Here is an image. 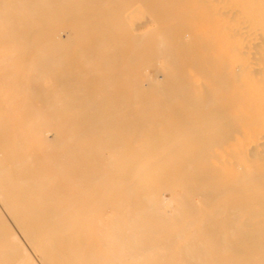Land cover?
Wrapping results in <instances>:
<instances>
[{
	"label": "bare ground",
	"instance_id": "obj_1",
	"mask_svg": "<svg viewBox=\"0 0 264 264\" xmlns=\"http://www.w3.org/2000/svg\"><path fill=\"white\" fill-rule=\"evenodd\" d=\"M111 1L113 27L122 30L118 12L129 6ZM159 1L150 0L153 9ZM103 2L0 0V264H264V0H193L188 13L197 14L188 18L176 13L185 8L167 4L175 7L167 15L176 9L179 16L178 40L167 33L174 21L163 22L156 6L160 34L155 27L152 37L130 30L132 40L122 30L135 43L128 40L129 50L123 37L131 72L120 60L121 69L112 63L118 48L102 30ZM75 15L80 29L69 24ZM97 16L95 37L90 20ZM69 27L76 32L64 37ZM193 28L204 39L194 37L197 48L185 42ZM69 49L76 60L85 58L82 76L89 70L101 77L90 78L102 82L98 94L74 84ZM137 59L148 60L139 62L144 68L153 62L154 79L139 80L146 69ZM80 65L74 71L81 74ZM107 70L126 76L129 86L117 78L120 85L112 84ZM94 172L110 182L103 179L105 192ZM88 183L103 196L90 199ZM108 204L111 221L104 223L100 212Z\"/></svg>",
	"mask_w": 264,
	"mask_h": 264
},
{
	"label": "rangeland",
	"instance_id": "obj_2",
	"mask_svg": "<svg viewBox=\"0 0 264 264\" xmlns=\"http://www.w3.org/2000/svg\"><path fill=\"white\" fill-rule=\"evenodd\" d=\"M105 1H106L105 3L103 2V4H104V9H105V7H106V10H107V9H108V10L106 11V10H104V9H101V10H104V12L98 11L99 14H100V13H103V14H101V16L103 17V19H102V17L100 18V16H97V17H98V21H95V23H94V20L91 19V20H90L91 25H94V27H95V24H96V22H97V24L99 25V27H102V26H100L101 23H100V24L98 23L99 20L102 19V20H101L102 23H105L103 26H105L104 28L107 29V30L105 31L104 28L102 27V30L104 31V33H105V32H108V33H109L108 36H111L110 38H112V40L109 41V40L107 39V40H105V42H107V41H109V42L113 41V43H114V48H118V49H117L118 51L112 52V53H114V55L117 57L115 63L112 62L113 65L115 64V67L118 68V67L116 66V62H117V60H118V61L120 60L121 62H123V64H125V65H124L125 68H126V66L128 65V67H129V69H130V70H129L130 72H131V70H133L134 62H133V60L130 58V56L132 55V52L130 53L129 50H130L132 44H131V42H129V41H132V40H133V37L130 36V35H132V34L128 35V34H129V31L132 30L131 32H136V33H142V32H145V31L148 33V31H149V33H150L149 35L151 36V35H152L151 32L153 33V31H154V30H153V29H154L153 27H155V31H156V33H155V31H154V33H155V34H158L159 32L161 33V31H158V29L160 30L159 27H161V26H160V25H159V27L157 26V25H158L157 22H159V21H157V20L159 19V15L154 14V12H153L154 10H156V6H157V9L159 10V11L156 10V12L160 14V17H161V18H164V19H165V20L163 19V22H165V21H166V22H172V21H174V22H172V23H169V25H170V29H171V26H172L173 30L171 29L170 31H167V33L170 32V34L172 33L171 35H173L174 33H176V34H174V35H175V39L177 38L176 40H178L179 37H180V35L178 36V33H179V31H180V28H179V27H173L174 23L177 21V17H179L180 15H182V16H184L185 18H188L189 16H195V15L197 14V13H195V12H193V11H190V13H188V12H189L188 6H190V8H192L193 5H194V4H193V0H191L192 3L190 2V0H189L188 3H186L188 0H187L186 2H185V0H182V4H183V2H184L185 6H186L187 8H186L185 6L180 5L181 3L178 2V0H177V3H176V0H168V3H167V0H166V1L164 0L163 3L161 2L162 0H160L159 3H154V8H155V9H153V7L151 6L153 3L151 4V3H150V0L148 1V3H147V0L144 1L145 4L147 3L146 6L143 5V4H144L143 0H139V2H138L137 0H123L122 3H125V2L127 1L125 4H127V5L129 6V8H127L126 10H124V7L120 6V7H122L123 11H122L121 14L118 12V15H120L119 17L121 18V24L124 26V29H122V30H126V29H127V30H126V31H128L127 35H128V37L130 36L131 39H132V40H131V39L129 40L130 37L126 39V37H125V33H124V35H123V34H122V30H120V29L123 28V27L120 26V29L117 28V27H115V26L113 27V25H114L113 23H115V22H114V21H115L114 17H116V16H115L114 9H113V8L115 7V4H114L113 1H111V0H105ZM120 1H122V0H120ZM140 1H142L143 4H141ZM153 1H154V0H153ZM112 3H113V4H112ZM122 3H121V4H122ZM137 3H138V6H137ZM125 4H124V6H127V5H125ZM155 4H156V5H155ZM157 4H158V5H157ZM167 4H171V5L174 4V6L176 7V9H179V8H183V9H184V8H185V10L187 11L188 14H187V13H184L183 11H181V12H180V11H179V12H176V9H174V10H171V11H174V12H172V14L169 16V15H167V14L169 13V9H170V8H168V7L170 6V7H172V9L175 8V7H173V6H171V5L168 6ZM191 4H192V6H191ZM122 5H123V4H122ZM148 5H150V6H148ZM160 5H161L162 7H160ZM187 5H188V6H187ZM99 6H100V7L102 6V8H103V5H99ZM117 6H118V5H117ZM128 6H127V7H128ZM143 6H144V7H143ZM97 7H98V6H97ZM100 7H98V8H100ZM118 7H119V6H118ZM120 7H119V8H120ZM145 7L147 8V10H151V9H152V10L147 12V10L145 9ZM148 7H150V8H148ZM151 7H152V8H151ZM98 8H97V10H99ZM161 9H163V10L166 11L165 13L163 12V13H164L163 17L161 16V14H163L162 11H161ZM119 10H121V8H120ZM119 10H118V11H119ZM131 10H132V11H131ZM133 10H134V11H133ZM94 11H95V13L97 14V11H96V10H94ZM129 11H130V12H129ZM167 11H168V13H167ZM171 11H170V12H171ZM186 11H185V12H186ZM92 12H93V11H92ZM149 12H150L151 14H152V12H153L154 16H152V17H155V20H154V18L151 17V15L149 14ZM156 12H155V13H156ZM160 12H161V13H160ZM175 12L178 13L179 16H177V14H176ZM93 13H94V12H93ZM173 13L176 15V16L174 15V16L176 17V19H175L174 16L171 17V16L173 15ZM193 13H195V15H194ZM96 14H95V15H96ZM99 14H97V15H99ZM153 14H152V15H153ZM169 14H170V13H169ZM95 15H93V16L95 17ZM122 15H123V16H122ZM113 16H114V17H113ZM129 16H130V18H129ZM166 16H168V17H170V18L168 19V17H167V19H166V18H165ZM107 17H108V20L105 19V18H107ZM99 18H100V19H99ZM128 18H129V19H128ZM150 18H151V19H150ZM127 19H128V21H127ZM156 19H157V20H156ZM96 20H97V18H96ZM104 20H106L107 22L104 21ZM167 20H168V21H167ZM175 20H176V21H175ZM74 21H76V24H75L76 26H75V25H74V26H75V27H79V29H80V24H79V23H81L82 21H79V17H78L77 15H75V16L69 18V24H70V26L73 25ZM156 21H157V22H156ZM160 21L162 22L161 19H160ZM163 22H162V23H163ZM87 23H88V22L86 21V25H87ZM162 23H161V24H162ZM81 24H82V23H81ZM97 24H96V27H97ZM107 24H108V25H107ZM154 24H155V25H154ZM159 24H160V22H159ZM166 24H167V23H166ZM77 25H78V26H77ZM83 25L85 26V23H84ZM101 25H102V24H101ZM128 25H129V26H128ZM74 26H73L72 28H74ZM92 27H93V26L90 27V29H91V36H92V33L94 32L93 29H95V30L98 29V31H101V29L99 30V27H97V28H96V27H95V28L93 27V29H92ZM81 28H82V27H81ZM84 28H85V27H84ZM128 28H130V29L128 30ZM174 28H175L176 30L178 29L177 32H175L176 30H175ZM195 28H196V27H195ZM195 28H193V32H194L193 34H194V35H193V34L190 35V32H192V31H191L192 28L190 29V31H189V29H188V30H185V31H187V35L184 36V37H186L187 40L185 41L184 38H183V40H184L186 43L188 42V40L191 41V43L189 42V45H187V47H189V48H190V46H192V45H193V46L195 45L194 47L197 48L196 46H198V42H199V41H204V39H202L201 37L199 38V36H195V35H196V34H195ZM70 29H71V27H69V28L66 29V31L64 32V37H65V36L73 37V35L75 34V33H73V32H76V31H73V30H72V31H73V32H72ZM75 29H76V28H74V30H75ZM82 30H83V29H82ZM144 30H145V31H144ZM174 30H175V31H174ZM98 31L96 30V33H97V34L94 35L95 37L98 35ZM120 31H121V32H120ZM126 31H125V32H126ZM150 31H151V32H150ZM196 31H197V30H196ZM89 32H90V31H89ZM123 32H124V31H123ZM131 32H130V33H131ZM173 32H174V33H173ZM67 33H69V35H68ZM160 33H159V34H160ZM83 34H84V32H83ZM83 34H82V35H83ZM85 34H86V32H85ZM88 34H90V33H87V34H86V37H87L88 39L85 38V40H87V41H89L90 38H91V36H87ZM110 34H111V35H110ZM145 34H146V33H145ZM170 34H169V39L171 40V39L174 37V35H173V37H172ZM99 35H100V34H99ZM122 35H123V36H122ZM147 35H148V34H147ZM149 35H148L147 37L143 35L144 37H143V36H142V37H143L144 39L147 38V39L149 40L148 42H150ZM94 36L92 37V39L94 38ZM108 36H107V37H108ZM191 36H192V37H191ZM83 37H84V36H82V38H83ZM89 37H90V38H89ZM107 37H105V38H107ZM123 37H125L124 39L127 41L126 45L130 44V45H129L130 47L128 46V47H129V50L126 49V48H127L126 45H125L126 48L124 47L125 42H124ZM151 37H152V36H151ZM155 37H157V35H154L153 38H151V39H152V42H153V43L151 42L152 44L155 43V40H156ZM165 37L167 38V36H165ZM170 37H172V38H170ZM194 37H196V39L199 38V41L197 40V43H196L197 45L195 44L196 39H195ZM197 37H198V38H197ZM100 38H101V36H100ZM140 38H141V37H140ZM140 38H139V39H140ZM203 38H204V37H203ZM68 39H70V38H68ZM72 39H73V38H72ZM76 39H77V38H76ZM76 39H75L74 41H72V42H73L72 50H74L73 48H75L76 46L79 45V44H78V43H79V42H78L79 39H78L77 41H76ZM92 39H91V40H92ZM134 39H137V38L134 37ZM173 39H174V38H173ZM193 39H194V40H193ZM66 40H67V38H66ZM85 40H84V42L81 40V43L83 42V43H82L83 45L85 44ZM91 40H90V41H91ZM96 40H97V39H96ZM128 40H129V41H128ZM140 40H141V39H140ZM79 41H80V40H79ZM102 41H103V40H102ZM102 41H101V42H102ZM138 41H139V40H138ZM142 41H143V39H142ZM142 41L140 42V45H141ZM93 42H95L94 39H93ZM128 42H129V43H128ZM132 42H133V41H132ZM146 42H147V40H145V41L143 42L144 50H145L146 48H148V47L151 46V45L149 46L150 43L148 44V42H147V44H146ZM107 43H108V42H107ZM113 43H112V44H113ZM192 43H193V44H192ZM70 44H71V42L69 41L68 46H69ZM77 44H78V45H77ZM82 44H80V45H82ZM103 44H104V43H103ZM112 44H111V46H112ZM133 44H135V43L133 42ZM191 44H192V45H191ZM75 45H76V46H75ZM90 45H92L91 42H90ZM90 45H89V46H90ZM97 45H98V44H97ZM97 45H94V46H97ZM100 45H101V44H100ZM100 45H99V47H100V49H101V46H100ZM106 45H107V44H106ZM106 45H103V46H105V49H109V48H106ZM143 45H142V47H143ZM176 45H177V44H176ZM74 46H75V47H74ZM86 46H87V44H86ZM89 46H88V47H89ZM111 46H110V47H111ZM138 46H139V44H138ZM152 46H153V45H152ZM173 46H174V45H173ZM193 46H192L191 48H194ZM203 46H204V44H203L201 47H203ZM69 47H71V46H69ZM84 47H85V46H84ZM88 47H85V48L87 49ZM97 47H98V46H97ZM99 47H98V48H99ZM108 47H109V46H108ZM132 47H134V46L132 45ZM140 47H141V46H140ZM85 48H82V50H83L82 53H83V55H84L85 58H86V55H85L86 53H84V51H85V52H92V51H94V50H92V49H87V50H86ZM90 48H92V47L90 46ZM111 48H112V47H111ZM151 48H152V47H151ZM172 48L175 49L174 47H172ZM172 48H171V49H172ZM77 49H78V47H77ZM80 49H81V48H80ZM80 49H79V50H80ZM119 49H121V50H119ZM124 49H125V50H124ZM148 49H149V48H148ZM67 50H68V49H67ZM70 50H71V49H69V51H70ZM75 51H76V48H75L74 52H75ZM71 52H72V53H71ZM167 52L169 53L168 55H170L172 51H170V52L167 51ZM176 52H178V54H179V50H177V51H175V52L173 51V52H172V55H173L174 53H176ZM189 52H190V51H189ZM189 52L187 51V53H189ZM75 53H76V52H75ZM78 53H79V52H78ZM82 53H79V55L82 54ZM165 53H166V52H165ZM165 53H164V54H165ZM190 53H191V52H190ZM192 53H193V54H191V55H194L195 52L193 51ZM70 54H73V51H70ZM70 54H69V55H70ZM138 54H139V53H138ZM143 54H145V56H146V55L148 54V52H146V50H145V52H144ZM164 54H163V55H164ZM176 54H177V53H176ZM180 54H183V52H180ZM69 55H67L68 60L72 59L73 62H75V65H74V63H73V66H72L73 68H72V67L69 65V63L67 62L68 66H69V67H68V69H69L68 71H70V72H74L73 75H72V77L74 76L72 80L76 81V82H74V84L78 82V83L80 84V86H81V89L83 90V93H85V91L87 92V93H85V95L87 94V96H93L94 94H98V93L100 92L101 88H102L101 85H100V83L102 84V82H98L97 79H96V80H94V79H90L91 77H93V78H95V77L98 78V77H99V75L97 74V71H98V70L96 71V70L94 69V73L97 74L96 76L92 73L95 77H94L92 74H90V75H92V76L88 75V74H89V70H88V69L91 68V66H90V68L88 67V66H89L88 62L90 61V59H91V61H92V62L90 61L91 64H92V65L94 64L95 67H97L99 70L101 69V70H102V71L100 70L101 73L103 72V68H102L103 65H100V64H99L100 60L97 58L98 56L96 57L95 53L87 54L88 58H90V59L86 58V60H88V62L86 61V63L88 64V66H86L87 64L85 65V66L87 67L86 69L88 70V71L85 70L86 73H87L86 76L89 77V78H88V77H86V76H84V75L82 76V69H81V67L83 68V65H80V62H81V64H82V62L85 61V58H84L83 61H81V58L79 57L80 61H78V60H76L77 57H76V58H75V57H72V56H74V54L71 55V58L69 57ZM76 55H77V54H75V56H76ZM148 55H149V54H148ZM166 55H167V54H166ZM188 55H190V54H188ZM81 56H82V55H81ZM143 56H144V55H143ZM74 58H75V60H74ZM72 60H71V61H72ZM144 60H145V59H144ZM146 60H147V59H146ZM146 60H145V62H144L142 59H141V60H140V59H137V63H136V64H137V67H139V65H141V64H140L141 61H142L143 63H146ZM76 61H77V62H76ZM120 61H119V64H120ZM147 61H148V60H147ZM78 62H79V64L76 65V63H78ZM139 62H140V63H139ZM71 63H72V62H71ZM83 63H84V62H83ZM138 63H139V64H138ZM91 64H90V65H91ZM110 64H111V63H110ZM110 64H109V65H110ZM119 64H117V65L120 67L122 63H121L120 65H119ZM78 65H80V69H76V70H81V74H80V71H79V72H78V71H74V70H75L74 68L77 67ZM109 65H106V67H108ZM111 65H112V64H111ZM111 65H110V68H112V66H113V65H112V66H111ZM85 66H84V67H85ZM144 66H145V65H144ZM147 66H148V68H147ZM147 66H145V68H144V67L141 65L142 69H146V70H145V71H144V70H141V71L138 73L137 76H138L139 80L145 78V75L149 76V78H150V76H151V79H154L155 76H153V75L156 74V73H155L156 69H155V67H154V65H153V62H151V61L149 60V63L147 62ZM110 68H109V69H110ZM123 68H124V67H123ZM125 68H124V69H125ZM107 69H108V68H107ZM118 69H119V68H118ZM120 69H121V67H120ZM83 70H84V68H83ZM111 70H113V69H111ZM114 70H115V69H114ZM125 70H126V69H125ZM154 70H155V71H154ZM92 71H93V68H92V70H90V73H91ZM95 71H96V72H95ZM100 71H99V73H100ZM116 71H117V69H116ZM121 71H122V70H121ZM121 71H120V72H121ZM110 72H111V71H110ZM120 72H119V73H120ZM146 72H147V73H146ZM86 73H84V74H86ZM107 73H108V70H107V72H106L104 75L106 76V78L110 79L109 81H112V82H113L112 84H115V83H116V85L119 86V85H120L119 82H118V80H119L120 83H123V85H122V86L120 85V87H123V86H124V83L128 82V81H126V76H124L125 73H124V74L122 73V75H123L124 77H122L121 75H119V76H121L120 78L117 76L118 74H115V71H114V74H115L116 77L113 75V71L111 72L112 74H111V73H110V74H109V73L107 74ZM132 73H133V71H132ZM157 73H158V75H159V78L162 79V78H163L162 73H161V72H157ZM104 75H103V76H104ZM100 76H101V75H100ZM105 76H104V77H105ZM72 77H71V78H72ZM86 78H87V79H86ZM100 78H101V77L98 78L99 81H101ZM116 78H117L118 80H117ZM124 78H125V79H124ZM88 79H89V80H88ZM87 80H88L89 82H88ZM92 80H94L95 82L97 81L98 84H99L100 86L97 84V82L95 83V82L92 81ZM144 81H145V85H147V81H146V80H144ZM69 83H71V85H72V82H69ZM128 83H129V82H128ZM128 83H126L125 85H127ZM108 84H109V83H108ZM108 84H107V85H108ZM110 84H111V83H110ZM110 84H109V85H110ZM129 84H130V83H129ZM129 84L126 86V88L129 86ZM69 85H70V84H69ZM97 85H98V86H97ZM116 85H115V86H116ZM73 86H74V85H73ZM76 86H78V84H77ZM102 86H103V84H102ZM104 86H106V84H105ZM108 87H109V86H108ZM79 88H80V87H79ZM117 88H118V87H117ZM123 88H125V87H123ZM110 89H111V88H110ZM114 89H115V87H114ZM118 89H119V88H118ZM118 89H117V90H118ZM110 91H111V90H110ZM114 91H115V90H114ZM80 92H81V91H80ZM111 93L113 94V91H112ZM114 93L116 94V92H114ZM117 94H118V93H117ZM48 136H49L50 138H52V139L55 137V135H48ZM102 136H103V135H102ZM111 136H113V135H111ZM92 139H93V138H92ZM92 139L90 138L91 141H93ZM95 139H96L95 141L97 142L98 139H101V140H102V137L99 136V135H96V136H95ZM113 140H114V139H113ZM110 141H111V140H110ZM110 141H108V142H110ZM114 141L117 142V140H114ZM92 143H93V142H92ZM108 144H111V142L108 143ZM112 144H114L113 141H112ZM106 146H107V144H106ZM107 148H108V149H107ZM107 148H105V149H106V150H110V151H108V153L113 155V154H114V150L111 149V148H113V147H112V146L110 147V146L108 145ZM109 148H110V149H109ZM110 152H112V153H110ZM105 157H106V156H105ZM90 162H92V160H91ZM95 163H96V162H95ZM93 165H94V163H91V164H90V166H91L90 168H92ZM110 169H111V170H109V171H110V174H111V175H109V172L106 171L105 168H104L103 170H105V172H107V174H108L109 177H110V178H108V179H109L110 182H111L112 179H113V178H112L113 173H111V171L114 172V170H113L112 167H110ZM103 173H104V172H102L101 174H100V172H96V173L94 172V173H92V174H93V176H95V179H97V182H99V183H97V182L95 181L96 185L99 184L98 187L101 188L102 191L105 192L107 188H105V190H103V189H104L103 187H105V185L103 184V179H104V177H105V175H104L105 173H104V174H103ZM107 174H106V175H107ZM102 175H103V177H102ZM106 177H107V176H106ZM90 178H91L90 180H92V181H90V180H89V181H90L91 183L95 184V183H94V180H95V179H94L92 176H91ZM93 179H94V180H93ZM109 180H108V181H109ZM104 181H105V179H104ZM87 182H88V181H87ZM105 182H107V181H105ZM110 182H109V183H110ZM109 183L107 182V184H109ZM88 184H89V183H88ZM93 184H89L88 186H89L90 188H88V189H86V190H87V191H88V190H91V188L94 187ZM91 185H92V186H91ZM96 185H95V186H96ZM102 185H104V186H102ZM107 186H108V185H107ZM96 188H97V187H96ZM96 188H94V191L91 190V191L86 192V193H89V192H90V193H91V192L94 193V194H93L94 196H92V197L90 196V197H91L90 199L95 198V197H96V198H101V197L103 196V192L101 193L100 190H98L99 188H97V189H96ZM176 189H177V188H176ZM176 189H175V190H176ZM96 190H98V193H97ZM95 191H96V192H95ZM176 192H179L178 189L176 190ZM163 193H164L165 197H169V196H170V192L168 191V189H167L166 191L164 190ZM95 195H96V196H95ZM104 195H105V194H104ZM82 197H83V195H82ZM77 198H78V197H77ZM86 198H88V197L86 196ZM103 206H104V210H102V212H100V214H101V218H102V220H103L104 223H109V222L111 221V220H110V217L107 218L106 216H110V210H109V209H110L111 205L108 204V205H103ZM111 217H112V216H111ZM111 219H112V218H111ZM108 220H110V221H108ZM104 223H103V224H104ZM105 231H106V230H104V232H105ZM104 232H103V234H106V233H104ZM101 235H102V234H101ZM102 237H104V239H105V238H106V235H102L101 238H102ZM107 237H108V236H107ZM98 242H99V244L101 243V245H104V244L102 243V241H100V239H99ZM99 246H100V245H98V247H99ZM101 248H102V246H101ZM101 248H100V249H101ZM103 248H104V247H103ZM164 262H165V261H164ZM169 262H170V261H169ZM169 262H168V264H169ZM164 264H166V262H165Z\"/></svg>",
	"mask_w": 264,
	"mask_h": 264
}]
</instances>
